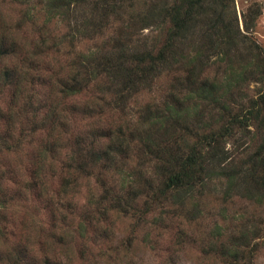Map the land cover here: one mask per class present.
<instances>
[{
  "label": "trees",
  "instance_id": "trees-1",
  "mask_svg": "<svg viewBox=\"0 0 264 264\" xmlns=\"http://www.w3.org/2000/svg\"><path fill=\"white\" fill-rule=\"evenodd\" d=\"M37 1L48 18L65 19L70 26L66 42L70 50L64 54L67 58L72 53L71 59L65 68L67 75L57 79L61 98L92 86L99 99H108L103 105L117 112L97 135L105 138L103 144L90 130L65 134L67 161L60 167L63 192L73 188L78 177H93L103 192L96 206L84 209L83 214L105 221L114 211L145 221L149 211L166 203L172 214L160 209L151 224H159L164 215L170 218L178 211L192 222L201 215L200 200L213 182L219 189H211L221 193L222 202L235 196L264 205V111L255 100L236 107L232 95L233 89L241 90L250 82L258 83L264 92V52L246 34L248 25L244 32L239 30L234 14L232 20L225 21L224 0H173L169 5L166 0H161V5L144 0ZM144 2L147 5L141 8ZM136 8L144 14H137ZM125 12L129 21L105 34L110 15L123 21ZM143 15L161 27L150 42L136 33L137 17ZM1 25L0 19V93L6 85L13 84L14 88L10 104L0 110L5 123L3 128L0 125V152L13 137L10 129L18 116L30 121L28 131L32 134L36 122L47 119L49 129L37 140V153L43 161L62 135L51 124L57 120L56 109L46 111L48 104L41 117L40 108L31 104L30 96L23 95L22 107L15 114L11 111L32 70L28 64L33 62L28 59L25 65L20 60L17 65L6 61L14 54L16 42L9 28L2 29ZM45 33H40V52L32 53L60 54L57 45L63 39L47 43L49 35ZM95 36H102V40L91 49L75 50V40L82 37L92 41ZM161 78L164 84L159 97L131 111L128 101L151 90ZM100 79L109 80V84L103 85ZM260 100L263 105L264 93ZM103 105L101 110L106 108ZM250 125L260 137L255 150L229 151L228 141ZM40 169L41 163L32 170L33 178ZM40 177L36 181L45 189ZM7 203L0 182V208ZM214 223L208 236L209 253L232 263L241 259L251 240L264 233V222L260 221L238 220L231 230Z\"/></svg>",
  "mask_w": 264,
  "mask_h": 264
},
{
  "label": "rangeland",
  "instance_id": "rangeland-1",
  "mask_svg": "<svg viewBox=\"0 0 264 264\" xmlns=\"http://www.w3.org/2000/svg\"><path fill=\"white\" fill-rule=\"evenodd\" d=\"M144 1L147 4H162L161 0ZM166 1L169 5L173 0ZM146 3L140 7H145ZM223 7L225 21L232 20L234 14L239 30L244 32L248 25L246 34L251 35L264 52V0H224ZM27 11L28 15H25ZM135 11L131 13L135 14ZM141 11L138 10L137 14H144ZM128 16L129 13L125 12L123 21H117L110 15L104 33L109 34L118 26L122 27ZM0 19L1 28L8 27L16 42L14 54L6 61L11 60L17 65L20 60L25 61V65L28 59L33 62L28 64L32 70L21 87V93L15 97L16 105L11 111L15 114L22 107L25 102L23 95L30 96L31 104L40 108L41 117L48 104L50 106L46 111L55 107L57 120L51 124L54 129L62 131L61 137H57V146L52 148L45 160L40 161L37 140L45 137L49 121L38 120L36 131L32 134L28 131L30 121L18 116L10 129L13 137L8 139L7 148L0 152V182L8 200L6 207L0 208V264H264V233L251 240L249 246L243 249L241 259L235 263L209 253L208 236L215 221L223 230H231L242 219L264 222V205L258 206L235 196L222 202L221 193L211 189H219L216 182L204 192L199 203L201 215L192 222L186 221L184 213L178 211L170 218L164 215L159 224H151L153 216H159L158 210L170 213L168 210L171 207L166 203L149 211L145 221L114 211L109 212L105 221L97 220L87 212L83 214L84 209L96 206L95 202L103 192L93 177H78L73 188L63 192L60 167L67 161L66 136L90 130L93 132L91 135L103 144L105 138L97 135L101 128L112 122L117 112L113 113L103 105L108 99H99L92 86L69 97L61 98L58 93L57 79L67 75L65 68L72 54L67 58L64 54L70 50L66 43L70 26L65 19L48 18L43 12V5L37 0L28 3L0 0ZM136 24V33L139 32L137 34L147 42L161 28L144 15L139 19L137 17ZM139 26L146 27L138 29ZM40 33L49 35L45 39L47 43L63 39L57 45L61 47L60 54L53 51L32 53L33 50L40 52L37 48ZM93 39L80 37V40H75V50L85 52L91 49L102 40V36ZM40 49L45 50L43 47ZM100 80L103 85L109 84V80ZM163 84L164 78L159 79L151 90L137 93L127 106L133 111L158 98ZM13 88V84L2 88L0 110H5ZM263 93L258 83L250 82L245 83L241 90L233 89L232 95L237 102L236 107L248 100L252 104L257 101L261 111H264L260 100ZM102 105L106 108L101 110ZM2 120L3 117H0L1 128L2 124L5 125ZM22 129L23 136L19 137ZM240 132L228 141L226 148L236 153L245 148L253 152L259 143V133L252 125ZM36 160L41 163V169L33 178L32 170L40 164ZM38 177L42 178L45 189L38 183ZM138 203L141 207V201ZM221 208H224L222 213Z\"/></svg>",
  "mask_w": 264,
  "mask_h": 264
}]
</instances>
